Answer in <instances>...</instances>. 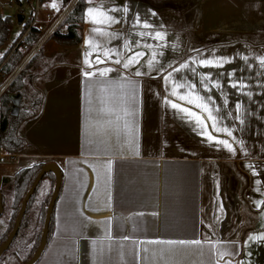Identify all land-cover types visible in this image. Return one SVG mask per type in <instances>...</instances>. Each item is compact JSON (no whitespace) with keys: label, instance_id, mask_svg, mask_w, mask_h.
Instances as JSON below:
<instances>
[{"label":"crops","instance_id":"crops-1","mask_svg":"<svg viewBox=\"0 0 264 264\" xmlns=\"http://www.w3.org/2000/svg\"><path fill=\"white\" fill-rule=\"evenodd\" d=\"M80 35L49 38L24 60L38 51L42 99L19 129L25 149L0 162L3 199L22 169L51 162L61 174L34 264H264V0H87ZM193 94L212 110L208 127L166 102L206 118L178 99ZM49 187L46 178L24 232Z\"/></svg>","mask_w":264,"mask_h":264},{"label":"trees","instance_id":"trees-1","mask_svg":"<svg viewBox=\"0 0 264 264\" xmlns=\"http://www.w3.org/2000/svg\"><path fill=\"white\" fill-rule=\"evenodd\" d=\"M64 1L67 2L68 0ZM86 4L87 0H78L69 16V20L71 22L70 26L64 31L55 32L51 38H54L56 41L65 44L79 43L81 40L80 29L82 15ZM30 21L31 13L27 21L25 22L22 31L15 39L16 41H19V39H21L20 44L21 46L26 47V50H29L33 46V44L37 41L40 35V31H38L34 27L30 28L26 32ZM11 25V17L4 16L2 14L0 17V49L7 42ZM12 47L13 43L0 55V85L2 83L1 79L9 77L12 72L17 69L20 62L25 56L20 48L14 49V51H12L11 53ZM36 54H38V51L35 53V55ZM35 55H33L29 59V61L18 71L15 77L8 82L6 87L3 90H0V147H2L6 152L18 153L25 149L27 141L19 134V129L27 119L35 116L39 110V106L42 99V94L39 90L37 91L36 97H34L28 105L21 104L19 94V90L23 87V79L27 73L28 66H31V63L33 62V57ZM33 77H35V74L32 76L30 75L29 78L32 79ZM16 100L17 102L15 103ZM14 105H18L19 109L18 112H16L15 114L12 113V107ZM40 169L41 165L22 169L18 173H16L12 178L11 189L9 191L8 198L3 199V212L0 215V244L5 241L7 235L11 231L15 218L21 207L22 200ZM46 178L50 179V187L41 197L40 201L37 203L38 207L37 212L35 214V227L32 229V231L24 232V226L27 219H30L29 212L34 206L39 186ZM54 183V174L46 173L37 185L35 192L30 197L24 215L22 217L20 227L9 248L7 249L10 250L11 247L15 245V243H18L16 245V248H14L13 250L15 258H18V260L13 264L24 263L32 256L33 252L37 248L41 237V230L43 228L46 208L49 199L52 195ZM52 226L53 219L51 214L50 221L48 224L47 239L51 234Z\"/></svg>","mask_w":264,"mask_h":264},{"label":"rangeland","instance_id":"rangeland-1","mask_svg":"<svg viewBox=\"0 0 264 264\" xmlns=\"http://www.w3.org/2000/svg\"><path fill=\"white\" fill-rule=\"evenodd\" d=\"M0 7L2 9V14L4 16H10L11 20H12V25L10 27L8 38H7L9 45L11 44V42H13V47H12L11 53H12V51H14V49L20 48L21 51L25 55L24 58L22 59V61L20 62L19 66L17 67L18 68L17 71L12 72V74L9 77L1 79L2 83L0 85V90H3L6 87V85L8 84V82L10 80H12L15 77V75L18 73V71L29 61L30 58L24 63V60H26L28 58V56L30 55V52L33 49V46L36 42L33 44V46L29 50H26L25 49L26 47L21 46V44H20L21 41L19 42L18 40L17 41L15 40L18 37L17 34H20V32L22 31V28H23L25 22L27 21L29 15L31 13L32 5L31 6L28 5L23 0H0ZM40 7H41V11H42L43 8L44 9H45V7L50 8L51 6H50V4L43 2L40 4ZM52 11H55V10L52 9ZM20 16H23L24 19L21 23H18V18ZM5 44L0 49V55L2 54V52L5 48ZM40 63H41V58L38 56V54H36L33 57V62L31 63L32 67L28 66L27 73L23 79L24 80L23 87L19 90L20 100H21L22 105H28L32 101V99L34 97H36V95H37L38 89H37V86L34 82V77L32 79H30L29 77H30V75L31 76L34 75V73H35L34 69H35V67L39 66ZM1 78H2V76H1ZM15 107H16V112H18V110H19L18 105H16ZM17 244L18 243H15V245L12 246L10 250L5 251L3 256L0 258V264H13L14 262H17L18 258L16 259L14 254H13L14 253L13 250H14V248H16Z\"/></svg>","mask_w":264,"mask_h":264},{"label":"snow or ice","instance_id":"snow-or-ice-1","mask_svg":"<svg viewBox=\"0 0 264 264\" xmlns=\"http://www.w3.org/2000/svg\"><path fill=\"white\" fill-rule=\"evenodd\" d=\"M54 6V5H53ZM97 12L101 13L103 16H105L107 18V20L111 23V22H119V21H116L115 17H112L110 15H107L108 11L107 9H104L103 7L99 8V9H96ZM111 11H116V9H112ZM124 11H128V9L125 7ZM151 11V10H150ZM87 14H91L93 12V8H88L86 10ZM93 22L95 23V19L93 20ZM137 24L140 23V20L139 18H137ZM144 27H149V25L145 22L144 23ZM97 32H100L101 30L100 29H95ZM19 35V34H17ZM155 38H158V39H163V35L162 33L160 32H156L155 33ZM86 44L89 43V41H85ZM87 55V54H86ZM135 56L136 57H139L140 56V53L139 52H136L135 53ZM97 60L99 61L100 60V57L97 56ZM86 63H88V61L86 60L85 61ZM117 63H120V61H116ZM138 62H141V61H138ZM225 62H230V61H225ZM260 63L264 64V57H261L260 58ZM199 64L200 66L202 67H220L222 66L219 62H216V63H213V61H210V60H200L199 61ZM149 66H151V62H149ZM123 67L125 69L129 68L130 67V64L129 63H124ZM162 67V65H161ZM186 67V65L184 64H181L180 65V68H184ZM174 71H179V69H174ZM104 72H100V75H103ZM135 74L137 76H140L141 73L139 71H136ZM85 76H93L94 74L91 72V71H86L84 73ZM204 81H201V84H203ZM214 86H218V85H214ZM233 88H239L241 87L242 85L239 84V83H235V84H232L231 85ZM177 87H182V85H177ZM191 88H195V85H191ZM207 90V89H206ZM173 96H176V93L173 92ZM178 99L180 101H183L189 105H193L196 109H200L202 110L204 113H207V116L206 118L205 117H202L198 112H195L192 110V108H189V107H184L181 103H177V102H172V101H166V102H169L171 103V107L173 109H179L181 112H184L187 114L188 117L190 118H194L195 122L197 124H202L204 127H208L207 125V121L208 120H215V117L212 115V110L211 108L209 107V105L207 103H202L201 101L204 99L203 97L199 96V95H195L193 94L192 96H184V95H180L178 96ZM208 100H211V97H207ZM229 137H231L233 134L231 132H229L226 128L223 130ZM207 139L210 140V141H215L216 143H219L221 145L224 146V148H226L229 152H233L235 151V149L233 148L232 144L229 143L228 140H223V139H219L217 137H214L213 135L211 134H208L207 135ZM109 163H111L109 161ZM261 239H264V237H261ZM180 243H184L183 241H181ZM192 243H196V244H199L200 241H193ZM224 255H227V256H231L232 253H229V252H225Z\"/></svg>","mask_w":264,"mask_h":264},{"label":"water","instance_id":"water-1","mask_svg":"<svg viewBox=\"0 0 264 264\" xmlns=\"http://www.w3.org/2000/svg\"><path fill=\"white\" fill-rule=\"evenodd\" d=\"M1 15H2V9L0 7V17H1ZM16 102H17V100L15 101V103ZM12 113L13 114L16 113L15 105L12 107ZM46 173H53L54 174V176H55L54 188H53L52 195L49 199V202H48V205L46 208L43 228L41 230V237H40V241L38 243V246L35 249V251L33 252L32 256L22 264H34L39 259L41 253L43 252V250L45 248L46 241H47L48 224L50 221V217L52 214L53 206L55 203V199L57 197V193H58V190L60 187V180H61V174H60L58 168L51 162L47 163L41 167V169L38 172V174L36 175L33 183L31 184L30 188L26 192V194L22 200L21 207H20L18 214L15 218L12 229L9 232V234L7 235V238L5 239V241L0 244V258L3 255V253L9 248L11 242L13 241V239H14V237H15V235H16L19 227H20L22 217L24 215L27 203H28L30 197L35 192V189H36L37 185L39 184L40 180L43 178V176ZM2 212H3V198H2V195L0 193V215L2 214Z\"/></svg>","mask_w":264,"mask_h":264},{"label":"built area","instance_id":"built-area-1","mask_svg":"<svg viewBox=\"0 0 264 264\" xmlns=\"http://www.w3.org/2000/svg\"><path fill=\"white\" fill-rule=\"evenodd\" d=\"M25 1L32 4L31 21L26 32L32 27L40 31V35L32 49L36 50L46 40L51 38L55 32L64 31L70 26L71 22L69 16L78 0H68L59 10L56 11L44 9L41 11L40 4L42 0ZM15 156V153L6 152L0 147V162H3L6 159H14Z\"/></svg>","mask_w":264,"mask_h":264}]
</instances>
